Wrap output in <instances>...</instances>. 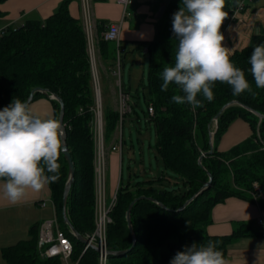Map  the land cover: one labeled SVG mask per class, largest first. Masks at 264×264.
Here are the masks:
<instances>
[{"label": "trees", "instance_id": "1", "mask_svg": "<svg viewBox=\"0 0 264 264\" xmlns=\"http://www.w3.org/2000/svg\"><path fill=\"white\" fill-rule=\"evenodd\" d=\"M3 1L0 0V3ZM155 1L157 6L163 2ZM237 2L226 0L228 15ZM180 4L181 0H167L163 14L156 18L153 38L144 44V53L149 55L148 95L144 98L147 109L149 105L153 107V114L148 113V122L151 120L154 123L156 161L160 163V171L153 177L120 184L116 203L109 212L110 221L106 225V245L113 251L107 254L106 264H167L186 245L191 246L194 242L206 245L209 241L225 258L229 243L243 234L254 233L252 229H247L250 222L241 225L246 229L239 227L227 235L208 234L205 226L211 221V210L216 203L231 195L249 198L253 181H257L264 190V119L259 121L253 112L233 104L218 116L216 126L213 122L219 108L232 99L264 113V89L255 87L248 63L254 47L264 43V33L253 35L247 46L231 53L232 62L244 70L252 93L245 91L234 95L230 85L217 82L212 89L215 97L212 102L198 95L197 99L203 103L194 110L188 104H175L171 97L183 93L174 84L167 91H161L160 74L164 67L174 63L178 42L172 34V15ZM227 21L228 17L221 32ZM4 28L5 32L0 37V109L10 104L13 98L24 101L35 86L45 87L62 98L67 150L74 165L66 212L74 228L87 236L95 229L94 114L90 109L95 97L83 26L78 18L70 14L67 0H62L43 19L27 17ZM120 46L124 53L123 45ZM115 50L113 42L100 39L99 51L107 66L114 65ZM40 96L47 97L36 92L33 99ZM49 100L54 107L52 118L57 119L59 104L54 99ZM136 106L132 99L129 115L136 112ZM102 114L104 134H108L115 128L118 113L106 107ZM236 117L249 123L251 134L225 151L218 150L221 135ZM210 130H215L214 150L204 154L199 163L201 152L209 149ZM59 163L60 178L48 187L57 220L72 242L70 259L76 264H99L97 250L92 247L84 249V244L63 223L61 198L68 165L62 152ZM207 171L212 174L209 188L182 207L208 180ZM173 177H179L181 184L177 181L171 183L170 178ZM139 195L153 199H139L131 208L136 235L132 244L125 213L130 201ZM260 204L264 207V199ZM37 234L38 227L34 224L29 238L3 247L1 253L7 263L63 264L58 257L43 258L39 255ZM124 249L126 252L122 254L114 253Z\"/></svg>", "mask_w": 264, "mask_h": 264}, {"label": "crops", "instance_id": "2", "mask_svg": "<svg viewBox=\"0 0 264 264\" xmlns=\"http://www.w3.org/2000/svg\"><path fill=\"white\" fill-rule=\"evenodd\" d=\"M61 1L5 0L0 3V28L18 23L27 17L43 19L49 16ZM67 3L70 14L81 21L86 38L89 36L93 41L94 70L98 81L100 82L101 77H104L114 95L112 103L104 102L101 96L102 110L106 107L116 110L117 90L113 87L112 79H115V76L111 73L113 65L107 68L101 57L99 51L101 32L109 22H120V42L123 45L124 55L136 43L141 47L144 46L145 42L154 36L156 21L154 14L158 3L155 0L134 2L127 7L129 14L124 18L122 6L116 0H89L88 13L84 10L83 0H67ZM222 33L225 37L223 43L231 53L247 46L253 35L264 33V0H253L236 19L225 24ZM114 85L116 86V79ZM28 105L41 118L54 116L53 104L47 97H36ZM251 132L249 123L241 117H236L221 135L217 145L218 150L225 151L248 137ZM117 136L115 128L110 133L103 134L106 203L110 202L120 184L124 183L123 146L120 151L111 149L116 143ZM157 172L151 176H155ZM131 176L129 171L127 181L132 182ZM2 183L3 181H0V185ZM249 195V198L231 195L216 203L211 210V221L205 226L208 234L227 235L239 227L246 229L241 225L250 222L247 229H252L254 233L243 234L227 245L224 258L226 264H264V207L260 204L261 200L255 199L250 191ZM50 197L51 192L47 185L40 192L29 190L21 202L13 205L3 198L0 191V264H8L1 253L3 247L29 238L31 226L37 224L39 228L41 221L55 215V208L51 204L48 206L49 202L45 206L39 204L41 199ZM171 259L167 264H170Z\"/></svg>", "mask_w": 264, "mask_h": 264}, {"label": "clouds", "instance_id": "3", "mask_svg": "<svg viewBox=\"0 0 264 264\" xmlns=\"http://www.w3.org/2000/svg\"><path fill=\"white\" fill-rule=\"evenodd\" d=\"M226 0H181L172 15V34L178 42L174 63L161 72V91L174 84L181 94L171 101L188 104L194 110L202 100H214L213 86H231L234 95L252 87L244 70L231 60L224 45L221 27L228 17ZM248 63L255 87L264 89V43L254 47ZM254 94V93H253ZM63 126L58 119L41 118L19 98L0 109V191L10 204L21 202L28 191L40 192L59 180L63 151ZM49 173L51 175H49ZM170 264H226L221 251L209 241L206 245L185 246Z\"/></svg>", "mask_w": 264, "mask_h": 264}, {"label": "built area", "instance_id": "4", "mask_svg": "<svg viewBox=\"0 0 264 264\" xmlns=\"http://www.w3.org/2000/svg\"><path fill=\"white\" fill-rule=\"evenodd\" d=\"M119 5L122 6L123 18L126 17L129 12L127 7L137 1L146 0H116ZM253 0H238L236 6L232 9L228 15V21H233L239 14L247 8V6ZM84 10L86 13L89 11V0H83ZM227 21V22H228ZM5 32V28H0V37ZM101 39L105 41H110L115 44V60L112 66L111 73L116 78L117 86V107L116 111L118 113L117 123L115 125V130L117 132L116 143L112 145V150H121L123 145V135H122V125L124 117L127 116L132 110V98L130 93L124 89L122 82V47L120 42V22H109L106 27L101 32ZM87 51L91 63L92 71V81L94 88L95 103L90 108L94 114L92 133L94 141V190H95V229L94 231L87 235L89 240L94 244L98 245V258L99 264H106L107 257V245H106V225L110 221L109 212L116 203V194L113 195L110 202L106 203L105 200V184H106V167L104 159V147H103V114L101 107V94L100 86L97 74L94 70L95 64V48L91 37L87 38ZM148 113L153 114V107L148 106ZM255 199H264V190H262L260 184L257 181H253L251 188L249 190ZM50 203L53 208H55L52 198H45L39 201L41 206H45ZM88 246L84 245V249ZM72 242L65 234L64 230L60 226L56 215L51 218L41 221L38 234H37V249L39 255L43 258L47 257H58L64 264H76L71 261L72 254Z\"/></svg>", "mask_w": 264, "mask_h": 264}, {"label": "rangeland", "instance_id": "5", "mask_svg": "<svg viewBox=\"0 0 264 264\" xmlns=\"http://www.w3.org/2000/svg\"><path fill=\"white\" fill-rule=\"evenodd\" d=\"M138 45V43L134 44L125 55L122 53L121 74L123 86L130 91L132 99L137 103L136 112L125 116L122 125L124 183L128 179L129 171L132 175V181H137L154 175V173L160 171L161 167L160 163L158 164L156 161L154 123L151 120L148 122L150 115L147 112V101L144 98L148 95L149 55L144 53L145 46ZM115 79H112L113 87L117 90V86L114 85ZM99 85L104 102L112 103L114 95L108 81L101 77ZM130 154L132 157H130ZM129 158H132V160L130 161ZM175 181L181 184L179 177L170 178L171 183ZM49 205L50 203H48Z\"/></svg>", "mask_w": 264, "mask_h": 264}, {"label": "water", "instance_id": "6", "mask_svg": "<svg viewBox=\"0 0 264 264\" xmlns=\"http://www.w3.org/2000/svg\"><path fill=\"white\" fill-rule=\"evenodd\" d=\"M166 2L167 0H163V2L158 6L154 16L157 18V17H161V15L163 14L164 12V9L166 7ZM146 51V49H144V52ZM36 92H41L43 93L44 95H46L49 99H54L58 102L59 104V112H58V117L57 119L61 122V125L63 126V131H64V135L62 137V143H63V151L62 153L64 154L66 160H67V165H68V171H67V178L65 180V183H64V187H63V190H62V198H61V212H62V220H63V223L66 225L67 229L69 230V232L78 240V241H81L84 245L87 244L88 247H92L94 248L95 250H98V245L94 244L93 242H91L89 240V238L86 236V235H83L81 233H79L75 228L74 226L72 225V223L70 222L68 216H67V212H66V202H67V198H68V195H69V191H70V188H71V184L73 182V176H74V165H73V161H72V158H71V155L69 153V151L67 150V143H66V135H65V128H64V121H63V115H64V102L62 100V98L55 92H50L47 88L45 87H41V86H35L33 87L28 96L26 97V99L23 101V102H26L27 104H29L32 100H33V97H34V94ZM233 104H237V105H240L242 106L243 108L253 112L254 114H256L258 116V119L259 121L261 119H264V113H261L259 112L258 110H255L241 102H239L238 100H235V99H232L230 101H227L226 103H224L220 108L219 110L217 111V113L214 115L213 117V122H214V126H216L217 124V118L218 116L223 112V110L225 108H227L228 106L230 105H233ZM215 130H210L209 131V149L205 152H201V154L199 155L198 157V162L201 163V159L203 157L204 154L208 153H212L214 148H213V134H214ZM207 174H208V180L205 181L201 187H199V189L191 196L189 197L185 202L184 204L182 205L185 206L186 204H188L191 200H193L199 193L203 192L204 190L208 189L211 182H212V174L207 171ZM142 198H148V199H153L152 197H149V196H145V195H139L137 197H134L128 207H127V210H126V222H127V226H128V229L130 231V235H131V239H132V244L135 243L136 241V235H135V231H134V228H133V225H132V221H131V208L132 206L134 205V203L139 200V199H142ZM159 204H161L162 206H164L162 203L159 202ZM111 253L113 251H110L108 249L107 253ZM126 252V249L124 250H118V251H115L114 253L116 254H122Z\"/></svg>", "mask_w": 264, "mask_h": 264}]
</instances>
